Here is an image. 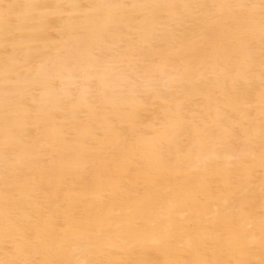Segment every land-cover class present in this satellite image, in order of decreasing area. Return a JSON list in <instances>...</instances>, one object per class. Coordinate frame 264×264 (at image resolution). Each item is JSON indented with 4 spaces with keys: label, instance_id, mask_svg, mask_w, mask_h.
<instances>
[{
    "label": "bare ground",
    "instance_id": "1",
    "mask_svg": "<svg viewBox=\"0 0 264 264\" xmlns=\"http://www.w3.org/2000/svg\"><path fill=\"white\" fill-rule=\"evenodd\" d=\"M0 264H264V0H0Z\"/></svg>",
    "mask_w": 264,
    "mask_h": 264
}]
</instances>
